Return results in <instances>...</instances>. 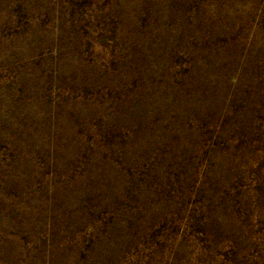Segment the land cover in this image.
<instances>
[{"label": "rangeland", "instance_id": "1", "mask_svg": "<svg viewBox=\"0 0 264 264\" xmlns=\"http://www.w3.org/2000/svg\"><path fill=\"white\" fill-rule=\"evenodd\" d=\"M0 264H264V0H0Z\"/></svg>", "mask_w": 264, "mask_h": 264}]
</instances>
